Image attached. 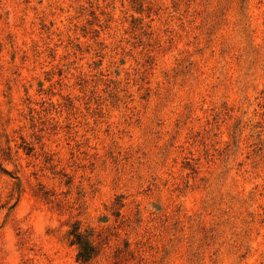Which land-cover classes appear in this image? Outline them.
I'll list each match as a JSON object with an SVG mask.
<instances>
[{
	"label": "rangeland",
	"instance_id": "374dc122",
	"mask_svg": "<svg viewBox=\"0 0 264 264\" xmlns=\"http://www.w3.org/2000/svg\"><path fill=\"white\" fill-rule=\"evenodd\" d=\"M0 166V264H264V0H0Z\"/></svg>",
	"mask_w": 264,
	"mask_h": 264
},
{
	"label": "trees",
	"instance_id": "16d2710c",
	"mask_svg": "<svg viewBox=\"0 0 264 264\" xmlns=\"http://www.w3.org/2000/svg\"><path fill=\"white\" fill-rule=\"evenodd\" d=\"M0 169L2 170L1 166ZM116 203H118V200ZM120 206H122V203ZM68 234L71 236L70 244L76 246V259L82 264L90 262L98 254L92 234L81 231L76 223L71 225Z\"/></svg>",
	"mask_w": 264,
	"mask_h": 264
}]
</instances>
